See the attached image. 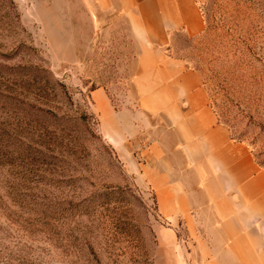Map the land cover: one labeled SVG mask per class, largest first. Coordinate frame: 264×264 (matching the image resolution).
<instances>
[{
  "label": "rangeland",
  "instance_id": "rangeland-1",
  "mask_svg": "<svg viewBox=\"0 0 264 264\" xmlns=\"http://www.w3.org/2000/svg\"><path fill=\"white\" fill-rule=\"evenodd\" d=\"M201 9L163 50L264 166V0ZM146 47L117 0H0V264H236L176 125L142 105Z\"/></svg>",
  "mask_w": 264,
  "mask_h": 264
},
{
  "label": "crops",
  "instance_id": "crops-1",
  "mask_svg": "<svg viewBox=\"0 0 264 264\" xmlns=\"http://www.w3.org/2000/svg\"><path fill=\"white\" fill-rule=\"evenodd\" d=\"M117 1L141 28L147 46L140 56L144 63L138 81L142 105L164 112L176 125L187 153L196 162L232 259L236 264H264V166L219 123L200 73L163 50L175 32L196 35L204 29L201 7L205 0ZM167 187L182 191L185 186L173 181ZM169 191L167 200L176 201ZM201 245L204 251L211 248L206 239ZM208 264L222 263L212 260Z\"/></svg>",
  "mask_w": 264,
  "mask_h": 264
}]
</instances>
